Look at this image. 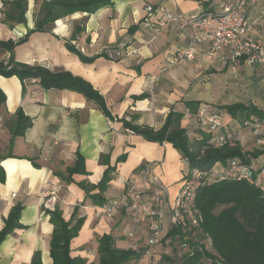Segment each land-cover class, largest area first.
Masks as SVG:
<instances>
[{"label":"crops","instance_id":"obj_1","mask_svg":"<svg viewBox=\"0 0 264 264\" xmlns=\"http://www.w3.org/2000/svg\"><path fill=\"white\" fill-rule=\"evenodd\" d=\"M230 1L149 0L154 13L148 18L144 0H113L112 6L95 14L76 13L58 20L51 33H33L15 49L17 62L63 68L88 81L104 97L114 120L76 91L44 90L33 79L23 88L19 78L0 75V89L7 97L5 105L0 106V154L5 157L1 167L6 177L0 183V232L12 209L17 204L23 207L20 228L0 245V264H32L36 252L41 253L42 264H53L50 243L54 226L46 211H54L57 206L65 221L79 207L78 215L85 222L71 242V256L86 259L88 264L97 263L98 240L110 233L122 235L130 228L127 210L122 209L113 216L105 211V206L122 198L127 183L137 186L144 199L150 196L155 183L166 185L169 194L165 206L171 212L188 170L187 164L172 144L147 142L125 129L124 120L159 130L170 112L183 114L189 109L186 106L189 102L220 113L230 131L237 129L240 121L222 112L221 107L242 103L264 111L262 89H259L261 70L249 66L244 59L231 62L226 54L213 58L208 55V45L198 47L193 61H182L161 72L188 43L181 29L163 22L164 11L210 14L218 12L220 4ZM29 7L26 25L11 30L0 22V40L17 41L34 28L33 15L38 9L34 0L29 1ZM247 13L253 24V35L264 41V0L250 4ZM76 26L83 31L73 38ZM67 43L82 56L94 60L84 63L80 55L67 49ZM119 51L127 54L109 57L110 53ZM9 56L0 50V61H7ZM217 78L221 80L218 82ZM212 85V94L205 96ZM227 96L232 104H224ZM18 110L31 118L33 125L24 136L15 138L10 149L8 125ZM187 125L183 117L181 127ZM247 132L251 135L245 139L246 146L251 149L247 150L240 142L242 150L246 154L262 150L264 147L256 143L251 131ZM78 156L85 161L87 173L74 174L73 182L68 184L57 175L67 177V169L74 166ZM260 158L264 159V155ZM108 165L115 167V171L103 194L105 204L101 207L94 205L80 185H97ZM225 167L220 165L219 169ZM98 193L99 190L92 192ZM118 243L126 246L120 240ZM127 264L158 262L142 259Z\"/></svg>","mask_w":264,"mask_h":264},{"label":"trees","instance_id":"obj_2","mask_svg":"<svg viewBox=\"0 0 264 264\" xmlns=\"http://www.w3.org/2000/svg\"><path fill=\"white\" fill-rule=\"evenodd\" d=\"M30 0H1V24L13 30L19 25L27 24V13ZM200 1V0H194ZM37 11L33 15L34 28L26 36L17 41L0 40V50L10 54L7 61H0V75L5 78L17 77L26 88L28 81H38L44 90H70L83 95L106 117L114 120L104 97L85 79L74 76L71 72L59 68L52 69L45 65H28L17 62L15 49L26 43L36 32L51 33L58 20H62L76 13L95 14L99 10L113 5V0H34ZM83 28L76 26L73 38L80 34ZM132 31V30H131ZM67 49L80 55L84 63H90L94 58H86L70 43ZM144 98V96H142ZM7 97L0 89V106L5 105ZM192 111L198 105L187 103ZM214 112L212 108H209ZM220 110L232 118L239 119L240 124L252 117H264L254 105L237 103ZM165 124L159 130L141 127L126 120L123 127L134 134L142 136L147 142L170 143L181 154L183 160L188 161V168L209 170L217 164L226 166L231 160L248 161L249 158L258 159L264 155L262 150L244 153L240 144L214 148L208 143V136L189 139L186 128L181 127L182 113L170 112ZM220 114V113H219ZM33 125V120L22 110H18L8 128L11 133L10 149L16 137L24 136ZM10 155V154H9ZM5 157L0 154V183L5 182V173L1 162ZM73 167L68 168L64 175H57L66 183H72L74 174H86L83 158L77 157ZM38 167V165H34ZM115 167L108 165L102 180L97 185L81 183L80 187L87 196L93 199L94 205L104 206L103 194L113 180ZM99 190L98 194H92ZM198 215L196 224L189 215H183L179 225L171 223V212H167L164 205L162 210V239L157 248V258L150 259L158 264H264V190L253 187L246 182L226 181L202 189L196 199ZM22 205L17 204L5 222L0 232V245L6 237L20 228L19 220ZM79 207L74 209L69 221H65L62 211L57 206L54 211H46L50 222L54 226L50 243V256L53 264H88L86 259L71 256V242L81 231L85 222L84 217L78 215ZM131 228V221H130ZM128 229V231L130 230ZM150 228L144 225L138 231V243L145 248L150 239ZM127 231V232H128ZM126 233L116 235L110 233L98 240L99 260L91 264H127L130 261H142L138 255L127 250ZM126 246H119L118 241ZM32 264H42L41 253L36 252Z\"/></svg>","mask_w":264,"mask_h":264},{"label":"built area","instance_id":"obj_3","mask_svg":"<svg viewBox=\"0 0 264 264\" xmlns=\"http://www.w3.org/2000/svg\"><path fill=\"white\" fill-rule=\"evenodd\" d=\"M144 1L149 18L154 13V6L149 0ZM163 1L174 3L176 0ZM255 2L256 0H232L220 4L218 12L210 14L186 15L178 11H164L163 22L172 23L181 29L187 36L188 43L186 48L168 61L161 72H167L169 67L182 61H193L198 47L208 45V55L213 58L226 54L231 62L244 59L249 66L260 69L259 83L264 86V41L253 35V24L247 13L248 6ZM126 54L124 51L112 52L109 57L114 59ZM183 117L188 122L186 134L189 139L201 138L206 134L208 143L219 149L240 144L244 131L250 130L256 143L264 147V117H252L230 131L226 129L224 117L208 107L198 108L196 111L186 109ZM184 162L188 166V161ZM226 181L246 182L264 190V159L249 158L246 162L234 159L222 170L188 168L171 209V223L179 225L183 215L196 219L194 215L198 193L206 187ZM154 185L150 196L144 199L143 192L137 186L127 183L122 198L105 206L108 216H113L122 209L129 212L131 228L126 234V249L140 259L157 258V248L162 239V210L167 203L169 188L159 183ZM144 225L150 228V239L145 248H141L138 231Z\"/></svg>","mask_w":264,"mask_h":264},{"label":"rangeland","instance_id":"obj_4","mask_svg":"<svg viewBox=\"0 0 264 264\" xmlns=\"http://www.w3.org/2000/svg\"><path fill=\"white\" fill-rule=\"evenodd\" d=\"M217 80H218V82L221 80V78H217ZM259 86V85H258ZM213 85L212 86H210L209 87V91L208 92H206L205 93V96H208V97H210V95L212 94V92H213ZM259 89H262V99H264V86L263 85H260L259 86ZM232 99L230 98V96H227V97H225L224 99H223V102H224V104H232V101H231ZM216 103H219V100H217V101H215ZM251 134H250V132H247V130L243 133V135H242V140H241V142H242V144H243V146L245 147V148H247V150H250L251 148H249L248 146H246L247 145V140H245L248 136H250ZM245 140V141H244ZM220 165L221 164H217L216 166H215V168L216 169H218L219 170V167H220ZM198 215V210H197V207H196V213H195V217ZM191 217V216H190ZM192 220H194V223L193 224H196L195 223V220L196 219H192ZM197 221V220H196Z\"/></svg>","mask_w":264,"mask_h":264}]
</instances>
